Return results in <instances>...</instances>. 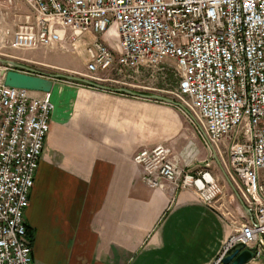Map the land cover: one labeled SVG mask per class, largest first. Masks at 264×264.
<instances>
[{
    "label": "built area",
    "instance_id": "built-area-1",
    "mask_svg": "<svg viewBox=\"0 0 264 264\" xmlns=\"http://www.w3.org/2000/svg\"><path fill=\"white\" fill-rule=\"evenodd\" d=\"M0 2L31 10L7 46L35 50L69 42L93 83L151 91L142 84L157 77L165 82L174 63L178 82L172 100L193 119L244 207L237 234L209 264H224L237 244L252 251L253 259L264 255V0ZM106 35L115 48L102 41ZM52 112L50 93L5 86L0 76V264L33 263L24 213ZM196 156L191 147L190 155L177 156L158 144L137 152L133 162L149 188L168 183L191 189L208 206L221 195V186L212 168L202 172L199 165L187 172Z\"/></svg>",
    "mask_w": 264,
    "mask_h": 264
},
{
    "label": "crops",
    "instance_id": "crops-1",
    "mask_svg": "<svg viewBox=\"0 0 264 264\" xmlns=\"http://www.w3.org/2000/svg\"><path fill=\"white\" fill-rule=\"evenodd\" d=\"M102 41L116 47L109 35ZM8 47L0 55L10 60L1 52ZM50 97L49 132L24 213L32 264H209L222 253L244 218L226 177L213 172L221 195L207 206L191 189L149 188L133 162L158 144L177 156L195 149L187 172L205 162V143L184 112L62 81ZM247 264H264V255Z\"/></svg>",
    "mask_w": 264,
    "mask_h": 264
},
{
    "label": "rangeland",
    "instance_id": "rangeland-1",
    "mask_svg": "<svg viewBox=\"0 0 264 264\" xmlns=\"http://www.w3.org/2000/svg\"><path fill=\"white\" fill-rule=\"evenodd\" d=\"M30 11V8H28L25 4L7 6L0 2V46H7L5 43H8L9 36L5 35V31H15L17 26L24 21V15L29 14ZM1 52L12 56L13 59H10L11 61L23 62L24 66L45 75L60 74L85 79V71L83 70L84 59L80 54L71 50L69 42H64L58 46L49 48H37L35 50H21L8 47L6 49H2ZM53 53H55V55ZM0 59L6 60V58H2L1 55ZM66 59L68 61L70 60L71 64H73L72 66L70 65V68L67 67L68 62ZM74 65L80 68L81 71L77 72V70L74 69ZM168 72L169 73L165 82L157 77L156 81L153 83L146 82L142 84V87L151 88V91L141 89L137 92L142 94L150 93L172 99L170 92H173L174 89H176L178 82L174 63L169 65ZM161 91H166L167 93H162ZM175 99L176 98H173V101L177 102L178 100L176 101ZM202 153L201 158H205L206 161H211V166L209 164L206 165L210 166L214 173L219 174L220 172L224 175L222 163L212 161L211 151L208 149L206 144L203 146Z\"/></svg>",
    "mask_w": 264,
    "mask_h": 264
},
{
    "label": "water",
    "instance_id": "water-1",
    "mask_svg": "<svg viewBox=\"0 0 264 264\" xmlns=\"http://www.w3.org/2000/svg\"><path fill=\"white\" fill-rule=\"evenodd\" d=\"M0 66L6 67L9 70L6 72L0 71V76L3 78L5 86L26 89L32 92L50 93L54 81L71 82L82 86L93 88L100 91L122 94L130 97L153 100L179 108L184 113L185 110L180 104L170 98L155 94H142L127 89H115L108 86L93 83L84 78L74 76H65L60 74L45 75L33 69H30L18 62L0 59ZM187 114V113H186ZM188 115V114H187ZM189 116V115H188ZM190 117V116H189ZM191 121L193 119L190 117ZM215 159V158H214ZM216 160V159H215ZM264 248V245H263ZM253 259V252L245 249L242 244H237L232 247L224 256V264H247Z\"/></svg>",
    "mask_w": 264,
    "mask_h": 264
},
{
    "label": "bare ground",
    "instance_id": "bare-ground-1",
    "mask_svg": "<svg viewBox=\"0 0 264 264\" xmlns=\"http://www.w3.org/2000/svg\"><path fill=\"white\" fill-rule=\"evenodd\" d=\"M183 154L190 155V147L189 146H187V148L185 150H183ZM201 171L202 172H211V169H209V168H202V164H201Z\"/></svg>",
    "mask_w": 264,
    "mask_h": 264
},
{
    "label": "trees",
    "instance_id": "trees-1",
    "mask_svg": "<svg viewBox=\"0 0 264 264\" xmlns=\"http://www.w3.org/2000/svg\"><path fill=\"white\" fill-rule=\"evenodd\" d=\"M27 233H28V231H27Z\"/></svg>",
    "mask_w": 264,
    "mask_h": 264
}]
</instances>
